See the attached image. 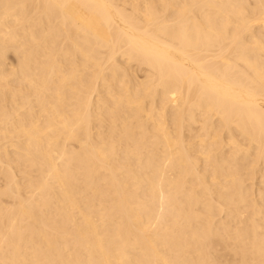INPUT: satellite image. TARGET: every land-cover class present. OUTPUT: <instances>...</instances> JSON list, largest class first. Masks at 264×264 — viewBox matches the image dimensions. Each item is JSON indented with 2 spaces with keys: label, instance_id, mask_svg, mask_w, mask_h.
<instances>
[{
  "label": "bare ground",
  "instance_id": "obj_1",
  "mask_svg": "<svg viewBox=\"0 0 264 264\" xmlns=\"http://www.w3.org/2000/svg\"><path fill=\"white\" fill-rule=\"evenodd\" d=\"M0 264H264V0H0Z\"/></svg>",
  "mask_w": 264,
  "mask_h": 264
},
{
  "label": "rangeland",
  "instance_id": "obj_2",
  "mask_svg": "<svg viewBox=\"0 0 264 264\" xmlns=\"http://www.w3.org/2000/svg\"><path fill=\"white\" fill-rule=\"evenodd\" d=\"M12 60V59H11Z\"/></svg>",
  "mask_w": 264,
  "mask_h": 264
}]
</instances>
